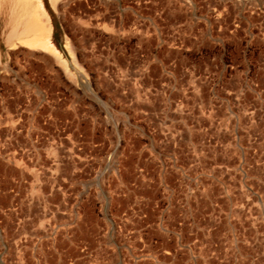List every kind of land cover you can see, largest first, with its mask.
Wrapping results in <instances>:
<instances>
[{"label":"rangeland","instance_id":"obj_1","mask_svg":"<svg viewBox=\"0 0 264 264\" xmlns=\"http://www.w3.org/2000/svg\"><path fill=\"white\" fill-rule=\"evenodd\" d=\"M13 1L0 264H122L139 230L154 264H264V0H40L19 35Z\"/></svg>","mask_w":264,"mask_h":264},{"label":"built area","instance_id":"obj_2","mask_svg":"<svg viewBox=\"0 0 264 264\" xmlns=\"http://www.w3.org/2000/svg\"><path fill=\"white\" fill-rule=\"evenodd\" d=\"M156 129H147L148 137H146V140H155V136L157 134ZM160 134L164 136V139H166L167 136H169L170 132L167 129H161L159 130ZM136 139H144L142 135L138 134V138ZM209 145V144H208ZM208 145H205L202 143L200 146L203 148H206ZM144 147L147 146V144H143ZM192 146L193 145H189ZM200 163H198L199 165ZM140 171V170H139ZM138 171V172H139ZM141 173V172H139ZM139 176L143 177L142 174H139ZM188 178V181H194L195 183H198V196H196L195 200L197 202H204L207 200V193H206V187L204 186L205 181H216L214 178L212 179L210 176L197 174V176H186ZM217 179V178H216ZM214 205L215 199L213 200ZM157 242L148 235V233H144L142 230H139L136 234V239L134 241L124 240L123 242V249H122V264H154V259L156 258V252H157Z\"/></svg>","mask_w":264,"mask_h":264},{"label":"bare ground","instance_id":"obj_3","mask_svg":"<svg viewBox=\"0 0 264 264\" xmlns=\"http://www.w3.org/2000/svg\"><path fill=\"white\" fill-rule=\"evenodd\" d=\"M51 2H55L56 0H50ZM42 2L40 0H14L11 3V8H10V22L15 23V29H14V34L15 35H19L21 33H26L28 32L30 29L35 31V29H33V26H29V24H27V19L31 18L33 15V11H32V6H41ZM7 5V4H6ZM39 7V6H38ZM9 10V9H8ZM8 13V12H7ZM5 18V17H4ZM12 18H19L20 21H17L15 19ZM36 34V33H34ZM39 35L36 34V36H34L32 39L30 40H24L23 42H27V43H32L35 44L34 42H37V44L41 45L43 43V46L46 47L44 44H46L48 42V38L42 41L40 39V37H38ZM48 37V36H47ZM41 40V42H40ZM47 40V41H46ZM45 42V43H44ZM46 45H49V43H47ZM49 47V46H48ZM50 50H52L50 48ZM53 51V50H52ZM54 52V51H53ZM54 54V53H52ZM57 54V53H56ZM55 55V54H54ZM56 56V55H55ZM59 59V56L57 55V57ZM60 60V59H59ZM58 60V61H59ZM61 61V60H60ZM66 68V67H65ZM67 70V69H65Z\"/></svg>","mask_w":264,"mask_h":264},{"label":"crops","instance_id":"obj_4","mask_svg":"<svg viewBox=\"0 0 264 264\" xmlns=\"http://www.w3.org/2000/svg\"><path fill=\"white\" fill-rule=\"evenodd\" d=\"M251 189L257 195V204H259V211L262 217L264 216V173L260 175L251 174ZM254 202V201H253ZM255 203V202H254Z\"/></svg>","mask_w":264,"mask_h":264},{"label":"trees","instance_id":"obj_5","mask_svg":"<svg viewBox=\"0 0 264 264\" xmlns=\"http://www.w3.org/2000/svg\"><path fill=\"white\" fill-rule=\"evenodd\" d=\"M53 42H54V44L57 46V48L61 50V47L58 46V44H57V42H56L55 35H54V38H53Z\"/></svg>","mask_w":264,"mask_h":264}]
</instances>
